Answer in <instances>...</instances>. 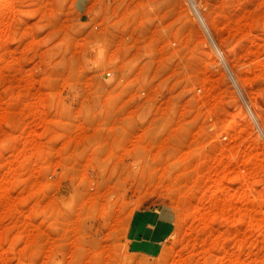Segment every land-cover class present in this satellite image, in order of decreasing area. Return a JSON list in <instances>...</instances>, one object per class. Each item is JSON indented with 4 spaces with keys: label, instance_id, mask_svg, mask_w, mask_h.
<instances>
[{
    "label": "rangeland",
    "instance_id": "obj_1",
    "mask_svg": "<svg viewBox=\"0 0 264 264\" xmlns=\"http://www.w3.org/2000/svg\"><path fill=\"white\" fill-rule=\"evenodd\" d=\"M196 2L237 85L190 0H0V264H264V0Z\"/></svg>",
    "mask_w": 264,
    "mask_h": 264
},
{
    "label": "crops",
    "instance_id": "obj_2",
    "mask_svg": "<svg viewBox=\"0 0 264 264\" xmlns=\"http://www.w3.org/2000/svg\"><path fill=\"white\" fill-rule=\"evenodd\" d=\"M175 219V210L169 205L159 204L135 209L125 230L128 251L144 257L158 256L173 232Z\"/></svg>",
    "mask_w": 264,
    "mask_h": 264
},
{
    "label": "bare ground",
    "instance_id": "obj_3",
    "mask_svg": "<svg viewBox=\"0 0 264 264\" xmlns=\"http://www.w3.org/2000/svg\"><path fill=\"white\" fill-rule=\"evenodd\" d=\"M190 3H191V5H192V7L194 8V10H195V12H196V14H197V16H198V18L200 19V21L202 22V24L204 25V27L206 28V30L208 31V34H209V37H210V39L211 40H213L214 39V37H213V35L211 34V32L209 31V29H207V21L205 20V18H204V16L202 15V13L200 12V10H199V6H198V4H197V2H196V0H190ZM213 42V41H212ZM214 45V44H213ZM218 46V45H217ZM215 47V46H214ZM218 49H219V51H218V54L220 55V57H221V54L223 55V52H222V50L220 49V47L218 46ZM224 56V55H223ZM224 62H226L227 63V61H226V59H225V57H224V61H223V63ZM224 65H225V63H224ZM231 71H232V69H231ZM233 72V71H232ZM230 75V74H229ZM233 75H234V73H233ZM234 82L236 83V85H237V82H236V76L234 75ZM241 89V88H240ZM254 117H256L255 115H254ZM258 126H259V129L263 132V130L261 129V127H260V125L258 124ZM103 192V191H102ZM104 193V192H103ZM82 208V207H81ZM78 211V210H77ZM79 213V212H78ZM79 216V215H78Z\"/></svg>",
    "mask_w": 264,
    "mask_h": 264
},
{
    "label": "water",
    "instance_id": "obj_4",
    "mask_svg": "<svg viewBox=\"0 0 264 264\" xmlns=\"http://www.w3.org/2000/svg\"><path fill=\"white\" fill-rule=\"evenodd\" d=\"M212 41H213V44H214V46H215V49H216L217 51H219L216 41H215L214 39H213ZM221 59H222V61H224V56H223L222 54H221ZM224 63H225V68H226V70H227L228 73L230 74L229 76L231 77V79L234 80V75H233V72L231 71V68L229 67L228 63H226V62H224ZM237 89H238V91H241V89H240L239 86H237ZM239 93H240V92H239ZM243 97H244V95H243ZM242 99L245 101V103H246V105H247V108H248L249 112H251V114H254L253 111H252V109H251V107H250V105L248 104L247 100L245 99V97L242 98ZM261 134H262V136H263V138H264V132L261 131Z\"/></svg>",
    "mask_w": 264,
    "mask_h": 264
}]
</instances>
